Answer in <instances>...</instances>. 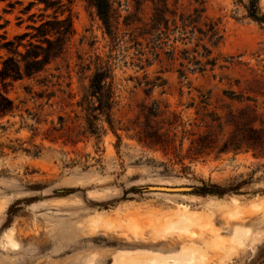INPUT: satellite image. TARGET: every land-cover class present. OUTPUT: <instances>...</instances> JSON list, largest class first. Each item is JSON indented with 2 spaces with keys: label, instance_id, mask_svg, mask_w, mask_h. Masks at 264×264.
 I'll return each mask as SVG.
<instances>
[{
  "label": "rangeland",
  "instance_id": "374dc122",
  "mask_svg": "<svg viewBox=\"0 0 264 264\" xmlns=\"http://www.w3.org/2000/svg\"><path fill=\"white\" fill-rule=\"evenodd\" d=\"M30 1L0 0V23L8 21L0 33L11 38L26 30L28 14L44 6L38 2L23 14ZM168 5L178 15L198 3ZM260 5L264 10V0ZM204 6V14L219 21L223 39L212 51L215 67L200 73L181 59L180 51L190 50L195 39L183 44L179 21L156 38H142L140 21L150 17V0H112L111 35L87 0H69L64 15L70 14L74 33L66 52L7 86L15 109L0 120V264H123L179 256L185 248L201 264H264V30L234 0H204ZM98 63L112 70L119 125L140 124L141 110L156 100L177 115L171 118L176 144L182 127L189 132L182 155L190 140L201 137L242 150L212 151L179 164L172 152L138 143L132 130L118 129L119 139L109 130L87 133L78 102L88 86L87 68ZM154 120L155 128L162 126ZM213 184L229 191L196 192L213 190ZM149 185L193 190H140ZM232 201L240 212L230 225L224 217L210 218L208 202ZM179 206L202 214L179 222ZM200 231L208 235L202 243L163 245L169 236Z\"/></svg>",
  "mask_w": 264,
  "mask_h": 264
},
{
  "label": "trees",
  "instance_id": "16d2710c",
  "mask_svg": "<svg viewBox=\"0 0 264 264\" xmlns=\"http://www.w3.org/2000/svg\"><path fill=\"white\" fill-rule=\"evenodd\" d=\"M63 0H36L28 2L21 10L23 14L38 2L43 3V8L39 14H28L30 24L26 25V30L14 34L8 38L4 30L0 33V120L10 115L14 109V102L7 95V86L12 82L23 78H31L41 72L47 64L61 57L67 48V44L72 37L74 30L72 27L71 16L68 13L64 15L66 4ZM95 9L98 19L101 21L105 32L112 34V0H87ZM153 4L152 12L147 22H142L139 27L142 38L152 36L156 38L162 34L163 30H168L169 22L176 25L180 22L179 29L184 37L180 40L183 44L191 43L195 39L193 47L182 49L180 51L181 59L186 61L187 68L194 72H204L206 68H214L216 58L212 56L213 48H216L223 39V32L219 26V21L208 18L205 13L204 0H195L198 6L192 8V11L176 14L175 8H170L169 0H150ZM244 10V17L255 22L264 30V10L260 5V0H234ZM51 11L47 13V11ZM4 11H8L4 9ZM68 11V10H67ZM19 22H22L18 16ZM8 23L4 20L0 23V29H3ZM178 29V26H175ZM174 51V47L171 48ZM173 55L170 60L173 59ZM183 67V62L180 63ZM91 71L88 77V86L85 93L81 96L78 106L83 112V121L87 133L99 135L107 130L111 131L118 139L117 130L134 131V137L138 143L152 150H159L164 155L172 152L177 158V162L182 164L184 158L193 161L197 157L207 155L215 151L216 155L231 152L236 154L242 150V146H228L227 141L219 147L214 142L203 141L202 137L197 141L190 140L184 155L181 154L183 138L189 134L188 130L182 127L181 137L176 144L174 138L176 127L171 118L177 115L168 111L167 104H161L159 101H152L150 105L145 106L146 110H141L143 120L140 124L128 126L119 125L113 116V109L118 104L115 100V93L112 86V70L107 64H95L94 68H87ZM179 76L184 77V72H178ZM210 115V114H208ZM212 122H217L215 116H207ZM160 119L162 126L155 128L152 125L154 119ZM138 121V120H137ZM219 125V122H217ZM213 190L204 188L198 189L199 194H212L222 196L229 190L213 184Z\"/></svg>",
  "mask_w": 264,
  "mask_h": 264
},
{
  "label": "bare ground",
  "instance_id": "6f19581e",
  "mask_svg": "<svg viewBox=\"0 0 264 264\" xmlns=\"http://www.w3.org/2000/svg\"><path fill=\"white\" fill-rule=\"evenodd\" d=\"M157 192H160V191H157ZM232 202L233 203L231 204V206L229 204H223L220 202H208L206 204V208L211 215L210 218L213 216L218 217L219 219L224 217L226 219L227 224L230 225L231 224L230 220L235 219L238 216V213L240 212L239 209H236V206L238 205L237 202L236 201H232ZM232 206L234 207L233 209H231ZM197 213L199 216L202 214L201 212H200V214H199V212H197ZM176 214L178 216L179 222L194 219V217L196 216L195 211L194 212L187 211L185 209V207H182V206H179L177 208ZM205 216L208 217L206 214H205ZM212 219H214V218H212ZM207 236L208 235L206 233H203L202 231H200L199 234H194L193 232H191V233L183 232V233L177 234V235L172 236V237L169 236L168 238L164 239L163 245H165V247H167V248H172L176 244H181V243L186 242V241H198V242L202 243L203 241H205V239H207ZM191 249L185 248L183 250V253H180L181 255L175 256V257L155 253L157 255H152L150 257H145V258L135 257L133 259L127 260L123 264H169L166 261V259L168 257L172 258V260L175 259L176 260L175 264H201L202 260H201V262L199 260L201 258L198 256H195L192 253ZM204 259H206V257ZM206 260H208V259H206Z\"/></svg>",
  "mask_w": 264,
  "mask_h": 264
},
{
  "label": "water",
  "instance_id": "95a60500",
  "mask_svg": "<svg viewBox=\"0 0 264 264\" xmlns=\"http://www.w3.org/2000/svg\"><path fill=\"white\" fill-rule=\"evenodd\" d=\"M143 192H183V191H191L192 187L188 186H145L140 189Z\"/></svg>",
  "mask_w": 264,
  "mask_h": 264
}]
</instances>
